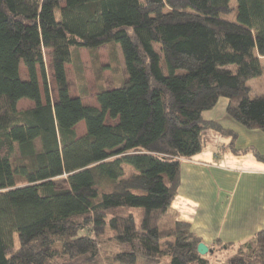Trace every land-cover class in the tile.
Listing matches in <instances>:
<instances>
[{
  "label": "trees",
  "instance_id": "16d2710c",
  "mask_svg": "<svg viewBox=\"0 0 264 264\" xmlns=\"http://www.w3.org/2000/svg\"><path fill=\"white\" fill-rule=\"evenodd\" d=\"M232 1L0 0V264H264V230L201 256L167 215L182 161L226 133L203 113L226 99L264 132V93L248 85L264 73V0ZM102 46L114 62L119 47L126 81L86 105L66 66Z\"/></svg>",
  "mask_w": 264,
  "mask_h": 264
},
{
  "label": "crops",
  "instance_id": "0c3cea01",
  "mask_svg": "<svg viewBox=\"0 0 264 264\" xmlns=\"http://www.w3.org/2000/svg\"><path fill=\"white\" fill-rule=\"evenodd\" d=\"M227 100L203 113L226 133L208 130L203 150L180 166L167 215L189 224L208 248L240 244L264 230V132L246 129L226 114ZM242 150H249L242 153Z\"/></svg>",
  "mask_w": 264,
  "mask_h": 264
},
{
  "label": "rangeland",
  "instance_id": "374dc122",
  "mask_svg": "<svg viewBox=\"0 0 264 264\" xmlns=\"http://www.w3.org/2000/svg\"><path fill=\"white\" fill-rule=\"evenodd\" d=\"M232 4L235 5V0L232 1ZM116 49L115 62L110 56V51L105 46H102L95 51L97 54L95 61L93 60L92 53L89 50L79 49L77 58L73 56V63L66 66L67 80L71 96H81L84 104L96 106V95L100 89H113L115 86L121 87L123 85L126 81V73L120 49L118 46ZM261 62L264 64V58L261 59ZM44 64L48 89L51 91L50 95L52 100H54L56 97V89L52 78L51 57L49 51L44 52ZM20 75L22 78L27 77L26 70L23 66L20 67ZM248 85L251 88L252 95L263 94L264 73L260 78L250 80ZM31 106V102L24 100L19 102L18 110H25ZM75 130L77 135L81 136L85 131L83 123H80ZM231 253L232 251L218 252L215 256L210 257L209 260L212 263L222 261L230 256ZM141 263L142 262H139L137 264Z\"/></svg>",
  "mask_w": 264,
  "mask_h": 264
},
{
  "label": "water",
  "instance_id": "95a60500",
  "mask_svg": "<svg viewBox=\"0 0 264 264\" xmlns=\"http://www.w3.org/2000/svg\"><path fill=\"white\" fill-rule=\"evenodd\" d=\"M209 252L208 247L204 243H200L197 246V253L201 256H205Z\"/></svg>",
  "mask_w": 264,
  "mask_h": 264
}]
</instances>
